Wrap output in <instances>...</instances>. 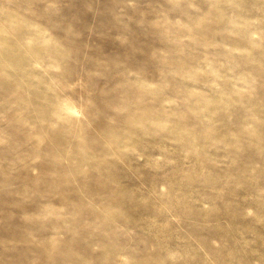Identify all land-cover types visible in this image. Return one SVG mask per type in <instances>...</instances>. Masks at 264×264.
Wrapping results in <instances>:
<instances>
[{
  "label": "rangeland",
  "instance_id": "374dc122",
  "mask_svg": "<svg viewBox=\"0 0 264 264\" xmlns=\"http://www.w3.org/2000/svg\"><path fill=\"white\" fill-rule=\"evenodd\" d=\"M0 264H264V0H0Z\"/></svg>",
  "mask_w": 264,
  "mask_h": 264
},
{
  "label": "clouds",
  "instance_id": "9594fccd",
  "mask_svg": "<svg viewBox=\"0 0 264 264\" xmlns=\"http://www.w3.org/2000/svg\"><path fill=\"white\" fill-rule=\"evenodd\" d=\"M74 115H78V113H73Z\"/></svg>",
  "mask_w": 264,
  "mask_h": 264
}]
</instances>
